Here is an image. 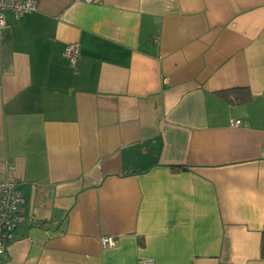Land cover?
Segmentation results:
<instances>
[{
  "label": "crops",
  "instance_id": "1",
  "mask_svg": "<svg viewBox=\"0 0 264 264\" xmlns=\"http://www.w3.org/2000/svg\"><path fill=\"white\" fill-rule=\"evenodd\" d=\"M34 1L0 28L5 264H264V0Z\"/></svg>",
  "mask_w": 264,
  "mask_h": 264
},
{
  "label": "built area",
  "instance_id": "2",
  "mask_svg": "<svg viewBox=\"0 0 264 264\" xmlns=\"http://www.w3.org/2000/svg\"><path fill=\"white\" fill-rule=\"evenodd\" d=\"M84 4L99 3L101 0H80ZM36 10L34 0H0V28L5 25V15L11 13L15 20L23 17L27 13ZM65 56L70 65H75L78 58V44L70 43L65 47ZM240 124L239 120L231 121L230 126L236 127ZM23 198L21 197L18 185L14 181H3L0 183V258H4L1 264H5L6 255L10 245L13 243V233L21 225L25 216L22 211ZM111 237H104L101 246L111 248L114 246ZM139 264H154L152 260L142 259Z\"/></svg>",
  "mask_w": 264,
  "mask_h": 264
},
{
  "label": "trees",
  "instance_id": "3",
  "mask_svg": "<svg viewBox=\"0 0 264 264\" xmlns=\"http://www.w3.org/2000/svg\"><path fill=\"white\" fill-rule=\"evenodd\" d=\"M220 95L227 100L230 99L232 103H244L250 100V93L248 90H232L225 93H221ZM260 255L261 258L264 259V232L261 233Z\"/></svg>",
  "mask_w": 264,
  "mask_h": 264
}]
</instances>
